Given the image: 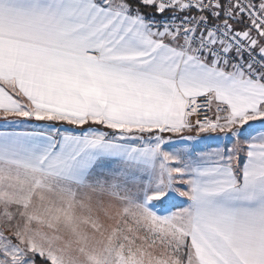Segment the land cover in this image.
Masks as SVG:
<instances>
[{
  "label": "snow or ice",
  "instance_id": "obj_1",
  "mask_svg": "<svg viewBox=\"0 0 264 264\" xmlns=\"http://www.w3.org/2000/svg\"><path fill=\"white\" fill-rule=\"evenodd\" d=\"M0 121V264H264V0H0Z\"/></svg>",
  "mask_w": 264,
  "mask_h": 264
},
{
  "label": "crops",
  "instance_id": "obj_2",
  "mask_svg": "<svg viewBox=\"0 0 264 264\" xmlns=\"http://www.w3.org/2000/svg\"><path fill=\"white\" fill-rule=\"evenodd\" d=\"M33 124L37 122H32ZM39 123H44V122H39ZM57 127H61L60 125H56ZM63 127H68L67 125H64ZM23 130H30V129H24V128H11V127H4L3 122L0 121V131H23ZM165 137L167 138L168 136H171V134L166 133L164 134ZM174 138V137H173Z\"/></svg>",
  "mask_w": 264,
  "mask_h": 264
},
{
  "label": "rangeland",
  "instance_id": "obj_3",
  "mask_svg": "<svg viewBox=\"0 0 264 264\" xmlns=\"http://www.w3.org/2000/svg\"><path fill=\"white\" fill-rule=\"evenodd\" d=\"M173 139H174V140H178L177 137H174ZM179 143L183 144V143H185V141L180 140ZM207 143H209V144H214L215 142H214V141H208ZM202 146H203V145H202Z\"/></svg>",
  "mask_w": 264,
  "mask_h": 264
},
{
  "label": "trees",
  "instance_id": "obj_4",
  "mask_svg": "<svg viewBox=\"0 0 264 264\" xmlns=\"http://www.w3.org/2000/svg\"><path fill=\"white\" fill-rule=\"evenodd\" d=\"M142 11H147V10L142 9Z\"/></svg>",
  "mask_w": 264,
  "mask_h": 264
}]
</instances>
